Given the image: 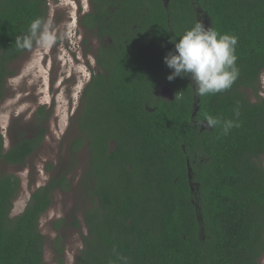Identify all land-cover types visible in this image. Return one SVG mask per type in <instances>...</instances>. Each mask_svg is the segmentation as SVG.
<instances>
[{"label":"trees","instance_id":"16d2710c","mask_svg":"<svg viewBox=\"0 0 264 264\" xmlns=\"http://www.w3.org/2000/svg\"><path fill=\"white\" fill-rule=\"evenodd\" d=\"M48 2L0 0V105L12 63L30 52L18 49L15 38L35 18L47 21ZM95 6L86 18L102 33L107 25L113 45L99 56L101 67L71 118L76 135L65 165L14 216L23 180L0 169V264H49L41 218L56 191L74 189L69 175L81 162L75 189L82 203L52 223L59 264L72 229L82 240L75 264H123L121 256L128 264H264V0H95ZM197 20L238 38L237 80L205 97L194 95L190 78L169 81L163 59L174 50L172 38ZM236 107L239 127L228 135L203 123L209 115L237 119ZM50 111L40 106L34 134L21 132L7 149L0 129V163L26 165L49 132Z\"/></svg>","mask_w":264,"mask_h":264},{"label":"rangeland","instance_id":"374dc122","mask_svg":"<svg viewBox=\"0 0 264 264\" xmlns=\"http://www.w3.org/2000/svg\"><path fill=\"white\" fill-rule=\"evenodd\" d=\"M87 2L88 0H51L48 21L51 22V28L54 25L59 27L60 39H57L52 48L42 51L35 64L31 63L33 52L12 63L14 75L8 80L6 95L0 105V129L6 139V149L12 145L13 137L21 132L27 136L34 134V116L40 106L44 105L47 110H51L47 120L49 132L26 165L0 163V169L18 174L23 180L22 191L12 211L13 216L24 210L32 191L46 184L68 159L69 145L76 135L75 128L71 126V118L80 110L82 92L94 73L90 64L92 62L94 65L93 52L97 47L95 40L83 41L84 34H80L78 23L69 17L76 19L80 4L87 7ZM86 10L88 9L84 8L80 15ZM56 17H59L58 22ZM52 30L57 32L55 27ZM261 84L264 88V73ZM250 95L255 101L254 93L251 92ZM80 154V159L83 160L85 151L82 150ZM83 164L81 162L82 167ZM82 167L76 168L69 175L74 182V189L67 193L56 191L53 205L41 218V230L47 237L45 259L49 264H59L53 248L57 232L52 223L60 216H67L76 204L82 203L75 189ZM65 234V264H75L76 254L82 248L81 234L75 229L67 230ZM260 262L264 263V254Z\"/></svg>","mask_w":264,"mask_h":264},{"label":"clouds","instance_id":"9594fccd","mask_svg":"<svg viewBox=\"0 0 264 264\" xmlns=\"http://www.w3.org/2000/svg\"><path fill=\"white\" fill-rule=\"evenodd\" d=\"M56 42L57 34L52 30L51 22L40 17L31 21L26 34L15 38L18 49L34 53L32 64L39 60L42 51L52 48ZM172 42L174 50H170L163 58L166 66L172 70L167 79L172 81L177 77L190 78L196 97L227 91L237 80L239 68L236 64V36L221 34L213 27L206 28L197 20L178 40L172 38ZM233 115L237 119H221L209 115L203 123L206 122L212 129L219 125L222 133L228 135L232 128L239 127L238 107L233 109ZM118 258L123 264H128L126 257Z\"/></svg>","mask_w":264,"mask_h":264},{"label":"flooded vegetation","instance_id":"af4514ba","mask_svg":"<svg viewBox=\"0 0 264 264\" xmlns=\"http://www.w3.org/2000/svg\"><path fill=\"white\" fill-rule=\"evenodd\" d=\"M50 1L51 0H49V2H48L49 12H50V5H51ZM84 8L88 9V10L84 11L80 15V12L83 11ZM95 11H96L95 0H88L87 7H83V5L80 4L79 14H78L76 19H74L75 17H73V16L69 17L70 20H75L78 23L79 29L81 30L80 34L81 35L84 34L83 41H86L87 39H89V40L91 39V40H95V42H97L96 50H95V52H93L94 65H92V62L90 64L92 67V70H91L92 72H96L97 70L100 69L101 66L99 64L98 58L101 54H103L102 52H104L108 48L107 43L113 45L112 40H111V35L107 32L108 26L104 25L105 31L102 33V32H100L99 25H92L89 22V20L86 18V15L88 13L95 12ZM79 15H80V17H79ZM48 18H49V15H48ZM108 18H109V16L106 17V19H108ZM58 20H59V17H56L57 22H58ZM47 21H48V19H47ZM90 21H92V20L90 19ZM84 23H86L87 25ZM52 27L57 28L56 34H57V39L59 40L60 39L59 27H57V25H54ZM65 30L67 31V27H65ZM70 33H71V31H70ZM75 52H77V51H75Z\"/></svg>","mask_w":264,"mask_h":264},{"label":"water","instance_id":"95a60500","mask_svg":"<svg viewBox=\"0 0 264 264\" xmlns=\"http://www.w3.org/2000/svg\"><path fill=\"white\" fill-rule=\"evenodd\" d=\"M162 93H163V95H165L167 97H172V92L168 87H164L162 89Z\"/></svg>","mask_w":264,"mask_h":264}]
</instances>
